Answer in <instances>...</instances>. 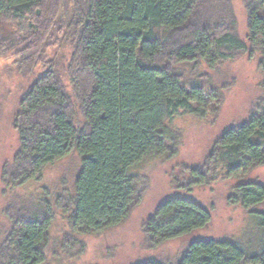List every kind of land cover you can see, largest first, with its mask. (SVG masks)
Here are the masks:
<instances>
[{
    "label": "trees",
    "instance_id": "16d2710c",
    "mask_svg": "<svg viewBox=\"0 0 264 264\" xmlns=\"http://www.w3.org/2000/svg\"><path fill=\"white\" fill-rule=\"evenodd\" d=\"M71 1L66 8L63 0H0V57L16 52L21 75L46 62L56 36L72 48L66 66L47 61L20 101L13 120L20 147L1 181L11 192L40 182L48 167L76 152L81 166L74 193L57 207L69 215L74 233L98 235L122 225L142 202L145 189L131 169L175 153L167 122L181 113L204 116L205 106L218 99L198 82L188 85L180 67L205 62L215 69L249 54L260 56L264 74V0H243L246 40L237 34L232 0ZM5 22L20 26L17 42L3 36ZM261 167L264 98L245 122L215 141L201 165L183 166L178 184L192 192L242 180ZM228 202L253 211L264 204V185L241 183ZM5 213L9 229L0 242V264H44L56 217L52 203L21 200ZM253 214L260 230L255 250L239 241L196 239L171 264H264V213ZM211 222V210L197 201L170 198L143 225L145 245L156 250Z\"/></svg>",
    "mask_w": 264,
    "mask_h": 264
},
{
    "label": "rangeland",
    "instance_id": "374dc122",
    "mask_svg": "<svg viewBox=\"0 0 264 264\" xmlns=\"http://www.w3.org/2000/svg\"><path fill=\"white\" fill-rule=\"evenodd\" d=\"M63 2L67 4L66 8L71 7V0ZM232 3L238 21L237 34L246 40L248 26L243 0H232ZM19 30L18 24L5 22L2 33L17 42L22 36ZM15 54L12 52L0 57V242L9 229L5 211L21 200L44 198L52 203L56 212L44 264H139L151 259L171 264L196 239L239 241L251 250L256 249L260 230L259 220L253 212L264 213V204L247 211L230 205L228 198L233 188L241 183L264 185V167L254 170L242 180H220L206 187H197L192 192L179 187L178 181L184 180L183 166L201 165L215 141L226 130L245 122L253 105L264 98L260 56L251 58L249 54H242L215 69L209 68L205 62L180 67L188 85L198 82L207 91L216 93L218 99L215 97L205 106L204 116L181 113L167 122L169 133L173 136L169 146L175 155L151 156L132 168L130 172L137 178L138 186L145 189L142 202L122 225L93 235L74 233L69 215L57 207L64 196L68 198L74 193L75 179L81 166V157L76 152L48 167L40 182L13 192L5 191L1 181L2 170L12 162L20 147L18 133L13 126L19 103L44 74L47 61H57L66 66L72 48L56 36L46 50V62L26 77L17 70ZM194 106L197 107V104ZM178 196L193 199L211 210V224L188 237L166 242L156 250L148 249L143 225L162 202Z\"/></svg>",
    "mask_w": 264,
    "mask_h": 264
}]
</instances>
